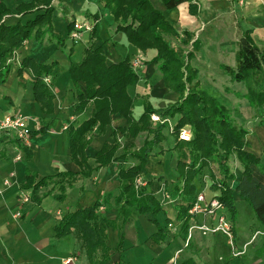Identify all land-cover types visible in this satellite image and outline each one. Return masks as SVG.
Masks as SVG:
<instances>
[{
  "label": "crops",
  "instance_id": "0c3cea01",
  "mask_svg": "<svg viewBox=\"0 0 264 264\" xmlns=\"http://www.w3.org/2000/svg\"><path fill=\"white\" fill-rule=\"evenodd\" d=\"M32 1L34 0H0L9 11L2 22L14 25L32 20L36 14L16 13L17 6ZM239 1L193 0V14L190 12L189 3L167 10L160 0H150L179 34L178 37L166 39L169 46L170 42L180 43V47L190 45V51L194 40L200 43V48L189 61L191 67L198 70V74L200 68L193 65L197 54L210 49L217 59L228 46L221 16L234 14L243 23L241 34L249 31L253 39L254 36L260 41L264 39V0ZM51 4L55 7L51 16L52 30L63 44L24 41L19 48L13 50L7 60L10 64L7 75L4 79L0 77V122L7 116L20 113L28 118L26 125L30 133L45 127L43 132L30 136L28 142L22 143L28 152L20 148L21 143L12 134L0 131V264H63V260L69 257L75 258L73 264H89L82 241L74 230L66 237L57 238L54 227L64 214L91 206L98 200L103 203L99 214L108 220H114L117 212L114 197L119 192L117 169L122 165L128 167L138 163L135 159H123L121 156L130 147H141L143 141L140 145L134 143L142 133L133 138L117 132L119 149L115 154L116 160L105 167H98L95 161L96 153L105 142L114 143L112 129L126 125L125 119L115 114L111 118V128L105 134L92 135L84 150L88 167L96 169L89 177L79 178L68 188L63 201H57L51 194L42 197L41 189L38 190L40 201L35 203L31 199L32 188L25 187L27 171L35 176V181L58 172L81 171L80 166L70 156L68 130L65 132L62 129L71 121L77 126L89 116V110L74 111L77 99L69 75L70 63H78L87 46H101L107 64L117 63L126 57L130 63L136 58L140 60L139 65L133 68L139 80L127 88V93L133 100L132 113L135 119L141 115L145 103L150 104L153 109H163L178 100V94L165 86L156 64L150 62L156 55L155 50L140 51L127 41L123 33L116 32L112 14L101 6L99 0H51ZM41 13L43 10L37 14ZM71 20L86 22L91 29L95 26L97 38L89 32L83 33L80 40L72 41V29L69 28ZM186 32L192 34L188 44L183 43ZM172 48H175V44ZM175 50L179 55L187 52L180 48ZM28 58L37 64L55 62L51 73L47 75L50 84L45 83L54 95L52 113H43L35 101L31 70L22 69L19 72L20 63ZM78 85L84 91V83ZM135 105L139 110L137 115L134 113ZM257 129L255 135L246 138V150L260 158L264 165V127L259 126ZM166 131L168 132V128L163 129L166 136V140L161 143L163 148L169 142ZM124 138L127 139L125 144L121 142ZM170 147L164 148L162 154L149 157L145 165V175L141 176L145 182L150 181L145 183L147 187L144 189L160 202V212L155 216L150 213L134 214L120 231L107 226L105 242L110 258L105 264H171L177 252L178 264L187 259H192L195 264H264V226L256 220L249 205L250 213L240 215L238 203L243 204L245 201L235 192L233 200L237 210L236 217L231 218L226 208L219 210L232 225L233 248L227 237L221 233L203 235L198 229H193L191 237L188 238L190 227L203 224L210 226L216 223L215 219L197 215L189 219L185 234L180 231L182 221L177 218L180 198L174 188L178 177L176 153ZM251 170L253 176L264 185V172L261 173L256 166H251ZM148 173L150 176H147ZM235 176L240 179L241 170ZM5 179L9 180V184L4 185ZM198 184L202 188L200 192L213 193L208 189V178L195 180L196 187ZM235 186L236 182L230 187L234 189ZM24 198L28 201L21 203ZM169 223H172L171 228L168 227ZM157 226L162 229V234L158 233ZM256 232L259 234L255 237ZM119 234L123 235L120 249L117 248ZM233 252L241 253L233 256Z\"/></svg>",
  "mask_w": 264,
  "mask_h": 264
},
{
  "label": "trees",
  "instance_id": "16d2710c",
  "mask_svg": "<svg viewBox=\"0 0 264 264\" xmlns=\"http://www.w3.org/2000/svg\"><path fill=\"white\" fill-rule=\"evenodd\" d=\"M167 10L174 9L183 3H189L190 12L195 13L193 0H160ZM102 7L107 8L116 23L115 31L125 35L127 41L140 51L153 49L155 57L150 61L156 64L161 73L165 86L178 94V100L163 108L153 109L150 104L143 105L141 115L133 117V100L127 93V88L139 80L133 71L128 57L107 64L104 50L101 46L89 45L83 50L82 58L78 63H70L69 75L75 88V112L89 110L86 120L75 126L74 121L67 125L69 133V152L72 160L80 166L79 173L58 172L54 175L42 177L35 181V176L26 172L25 187L32 188L31 199L39 203L38 190H43L42 197L53 195L57 201L66 198V191L79 178L89 177L96 169L87 165L84 154L92 135L105 134L111 128V118L119 114L125 119L126 125L112 129L114 143L105 142L95 155L98 167H105L116 160L115 154L119 149L116 140L117 132L121 135L135 138L140 133H146L150 138L145 139L138 149L132 147L124 150L123 159L128 157L138 161L133 166H120L117 169L119 192L114 197L117 206L116 217L108 220L99 209L102 201L80 208L74 212L64 214L54 227L55 237L63 238L74 233L82 241L89 264H105L109 258V248L106 245V227L111 226L119 231L130 216L150 213L157 215L161 208L160 202L143 187L135 188V179L145 175V165L151 156L162 154L165 149L161 143L166 140L163 129L169 128L168 120H172L170 136L174 140L173 150L176 153V172L178 174L174 186L179 195L177 204V218L182 221L180 231L185 234L190 216L188 210L192 207L195 193V180L208 178V189L218 192V199L223 208H226L231 218H235L237 210L233 200V192L238 194L251 208L256 220L264 226V185L256 179L251 166H256L262 173L264 165L260 158L246 150L249 130L239 127L232 112L213 96L199 88L197 80L198 70L191 67L189 61L200 48V43L194 40L192 49L179 55L166 42L168 37H178V32L165 20L161 11L157 10L150 0H99ZM43 10V13L37 14ZM55 7L51 0H34L28 4L16 7L17 14H36L25 24L16 23L6 25L3 17L9 11L0 2V77L5 78L10 64L7 60L13 50L19 48L26 40H35L41 44H63L60 37L52 30L51 16ZM74 21L69 23L73 29ZM97 38L96 27L91 31ZM184 44L192 39V34L185 33ZM264 43V39L261 40ZM235 67L221 64L220 69L229 77L231 82L243 83L246 92L241 97L246 100L254 111L264 112V49L259 48L249 31H244L238 42L235 53ZM55 62L35 63L32 59H24L20 63L22 69L31 70L33 74V94L43 113H52L53 93L43 81L51 73ZM84 83V91L78 83ZM156 114L164 122H153L151 115ZM260 117H263L260 115ZM264 127V118L259 122ZM190 127V140L185 142L178 135L184 127ZM40 128L30 136L43 132ZM20 148L27 151L22 143ZM28 152V151H27ZM28 155V153H27ZM238 163L241 177L237 179L230 168L229 161ZM216 165L213 171L211 165ZM207 173V174H206ZM236 182L234 189L231 182ZM146 184L150 181H146ZM200 183V182H199ZM157 223L156 220H154ZM158 227V233L162 229ZM123 235L119 234L117 248H121ZM180 264H195L187 259Z\"/></svg>",
  "mask_w": 264,
  "mask_h": 264
},
{
  "label": "rangeland",
  "instance_id": "374dc122",
  "mask_svg": "<svg viewBox=\"0 0 264 264\" xmlns=\"http://www.w3.org/2000/svg\"><path fill=\"white\" fill-rule=\"evenodd\" d=\"M220 20H222L226 29L227 35H225L226 37L225 41L228 46L224 49L222 53L218 55L217 59L215 58L216 56L210 52V49H206L202 54L199 53L196 55V60L193 61L194 62L193 65L198 66L200 68V73L197 75L198 76L197 80L199 81V88L207 92L209 95L213 96L214 98H216L223 105H225L232 112L233 116L235 117L237 125L239 127H245L249 130V136L255 135L258 132L257 127L260 126L259 125L260 120L264 118V112L261 113L260 111L252 110L248 105V103L246 102V100H244L241 97V95H243L246 92L243 83L231 82L229 77L226 76L223 73V71L219 68L220 64H226L235 67L236 65L235 53L237 50V42L241 36L243 23H241V21H239L232 13L226 16H221ZM254 40L255 42H258L257 45L259 46V48L264 49V43L262 41L258 40V38L255 36H254ZM174 44H175L174 49L180 48L185 51H189L190 45H188L187 47H182V46L180 47V43L170 42V46L173 47ZM201 57L207 59H201ZM134 113L135 115L139 113L137 105L134 106ZM260 115H262L263 117H260ZM168 124H169V128H168V132L166 131V134H168L167 136L169 142L165 144L164 148H169L170 146L173 145V140L172 137L170 136V130H169L170 126L173 124V121L171 120L170 123ZM186 128L190 130L189 126H186ZM62 130L64 131V129ZM66 131L67 129H65V132ZM249 136L247 137L249 138ZM147 138L149 139L150 136H148V134L146 133H142V135L137 137L134 144L140 145V143L142 141L144 142V140ZM126 141L127 139L125 138L121 140L123 144H125ZM229 164L234 174H237L240 171V166L236 161L231 160L229 161ZM211 168L213 171H216L215 164H212ZM147 176H150V174L148 173ZM231 185L234 186V182H231L230 186ZM141 187L146 188L147 185L145 184V186H140V188ZM196 189L199 190L198 192L201 191L202 188L200 184L197 185ZM198 192L195 191V193ZM205 194L206 197L208 198H211V196H219L218 192L210 193L206 191ZM238 209L241 216L250 213V209H248V204L246 202H244L243 204L238 203Z\"/></svg>",
  "mask_w": 264,
  "mask_h": 264
},
{
  "label": "built area",
  "instance_id": "2783aa9c",
  "mask_svg": "<svg viewBox=\"0 0 264 264\" xmlns=\"http://www.w3.org/2000/svg\"><path fill=\"white\" fill-rule=\"evenodd\" d=\"M239 3H242V0L239 1ZM91 31V26L84 22V23H78L74 22L73 29L70 34V38L72 41H78L80 40L81 36L83 33H89ZM140 63V60L136 58L132 64V68L137 67ZM43 81L49 85L50 84V79L46 75L43 79ZM27 117L20 114V113H15L13 115L7 116L3 119V121L0 122V131L10 133L12 134L16 140L19 142L25 144L28 142L27 139L30 137V131L27 128L26 122H27ZM151 120L153 122H164L167 121L166 119L161 120L159 116L156 114L151 115ZM63 129H67V127H63ZM179 139L182 141H189L190 140V131L184 127L183 129L180 130ZM141 177H138L135 179V188L138 189L140 186H145V182H143ZM4 185L9 184V180L5 179L3 181ZM28 199L24 198L21 203L27 202ZM223 207L219 203L218 199L214 196L211 198H206L204 192H200L196 195L192 207L188 210V214L190 218H193L197 215H201L205 218H208L210 220L215 219L216 223L210 226L207 225H200V226H193L188 229V238L191 237L193 229H198L203 235L207 233H221L227 239L229 240V243L231 247L233 248V235H232V225L227 218V216L223 213H221L219 210H221ZM168 227H172V223L168 224ZM259 234V232L255 233V237ZM241 252L238 253H232L233 256H236L240 254ZM177 255L178 252L175 254L174 258L172 259L171 264H178L177 262ZM74 259L72 257L66 258L63 260V264H73Z\"/></svg>",
  "mask_w": 264,
  "mask_h": 264
}]
</instances>
